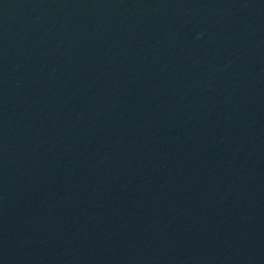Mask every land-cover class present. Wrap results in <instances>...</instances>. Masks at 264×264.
<instances>
[{"label": "water", "instance_id": "95a60500", "mask_svg": "<svg viewBox=\"0 0 264 264\" xmlns=\"http://www.w3.org/2000/svg\"><path fill=\"white\" fill-rule=\"evenodd\" d=\"M0 264H264V0H0Z\"/></svg>", "mask_w": 264, "mask_h": 264}]
</instances>
